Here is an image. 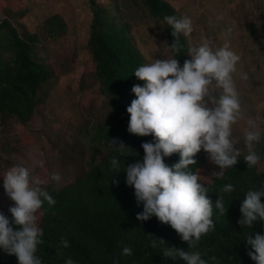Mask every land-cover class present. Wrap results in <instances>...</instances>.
Listing matches in <instances>:
<instances>
[{
	"label": "trees",
	"instance_id": "1",
	"mask_svg": "<svg viewBox=\"0 0 264 264\" xmlns=\"http://www.w3.org/2000/svg\"><path fill=\"white\" fill-rule=\"evenodd\" d=\"M87 2L92 13L88 49L101 91L110 100V110L105 121L93 129H86L91 155L90 168L83 176L62 189H56L48 165L34 174L46 182L45 186L56 200L54 206L45 202L39 213L37 223L44 230V244L39 246L37 254L43 264H65L68 257L79 264H113L112 258L118 254L120 264H186L182 259L166 257L162 252L163 245L159 248L150 246L154 235L163 239L168 247L189 248L188 242L157 217L147 221L137 218L143 207L137 204L134 187L126 184V172L114 173L110 165V160L117 156L122 171L124 164L126 167L143 159V142L154 141L152 135L139 136L128 131L130 114L127 107L136 98L132 88L144 84L134 71L147 63L131 29L142 18L155 20L166 34L167 49L183 65L186 59H190L188 38L181 35L179 51L169 47L174 37L164 21L165 16L179 17L180 13L168 0H113L110 5L98 0ZM27 13L24 0H0V126L5 125L8 117L21 123L29 122L38 106L45 102L43 89L54 76L45 60L37 55L43 44L42 37L21 22ZM42 30L55 40L68 33L69 25L62 14L56 13L45 18ZM261 124L264 128V120ZM116 137L129 147L127 152L130 154L122 155L113 149L109 140ZM27 144V141H17L12 146L21 150ZM256 151L264 157V142L257 145ZM100 153H103L101 158ZM244 154L234 168L225 170L223 178L211 176L220 169L203 150L197 155V164L190 166L193 171L200 172L201 182L209 186L213 201L223 194L226 209H229L223 215L217 210L214 215L216 230L204 235L196 249L188 250H199L205 258L215 255L221 264H255L248 255L250 246L243 241L250 229H243L238 220L242 216L240 208L247 191L264 182L261 167L264 159L248 168ZM179 159L178 153L165 157L169 165ZM116 179L119 184L114 182ZM226 183L235 185L232 193H221L220 189ZM3 185L2 177V190ZM0 211L12 217L1 202ZM253 230L264 234V221L253 225ZM62 238L70 241V247H63ZM125 246L132 247L134 255L124 256L122 249ZM0 264H18V260L15 255L0 250Z\"/></svg>",
	"mask_w": 264,
	"mask_h": 264
},
{
	"label": "clouds",
	"instance_id": "2",
	"mask_svg": "<svg viewBox=\"0 0 264 264\" xmlns=\"http://www.w3.org/2000/svg\"><path fill=\"white\" fill-rule=\"evenodd\" d=\"M164 21L171 29L174 41L169 47L179 51L181 35L191 36L194 32L193 19L188 15H167ZM232 28L225 33L229 36ZM190 59L181 65L175 55L154 58L153 62L139 66L135 76L144 81L132 88L135 97L127 107L130 114L128 131L139 136L152 135L154 141L142 143L143 159H137L120 171V158L110 160L114 173L126 172V184L134 187L138 206L143 210L137 218L147 221L153 216L169 224L188 242V249H196L202 237L216 230L214 215L228 212L224 195L213 201L210 189L201 182L199 171L191 165L197 164V155L203 150L210 161L219 166L211 176L223 178L225 170L234 168L241 159L248 168L258 165L264 157L256 151V144L264 139L255 119H249L245 128L243 147L234 134L233 126L244 117L240 91L234 74L238 70L241 56L232 48L229 40L222 46L205 40L188 48ZM110 144L122 155L128 146L118 137ZM179 154L178 162L169 165L165 157ZM138 154V153H137ZM4 178V189L14 205L10 218L0 211V250L15 255L18 264H43L39 246L44 244V230L38 226V216L45 202L54 206L56 200L45 186L46 182L33 174L24 164L11 166ZM52 179L60 182L62 176L52 173ZM119 184V180L114 181ZM235 185L226 183L221 193H232ZM240 211L238 223L250 232L243 241L248 255L255 264H264V234L253 230V225L264 221V182L247 191ZM63 247H70V241L62 238ZM163 245V254L173 260L182 259L186 264H221L215 255L205 258L199 250H185L168 247L163 239L153 235L152 248ZM124 256L134 255L133 248L125 246ZM113 264H120V255L113 258ZM233 259V257H232ZM65 264H79L72 257Z\"/></svg>",
	"mask_w": 264,
	"mask_h": 264
},
{
	"label": "rangeland",
	"instance_id": "3",
	"mask_svg": "<svg viewBox=\"0 0 264 264\" xmlns=\"http://www.w3.org/2000/svg\"><path fill=\"white\" fill-rule=\"evenodd\" d=\"M98 1L110 5L113 0ZM24 3L28 13L22 23L42 37L43 44L37 55L45 60L54 76L43 89L45 102L38 106L29 122L21 123L8 117L5 125L0 126V175L16 164L28 166L33 174L48 165L54 188L62 189L90 168L86 129H93L108 118L111 103L101 91L88 49L92 13L87 0H24ZM209 5L212 4H205ZM55 11L66 18L69 31L64 37L53 40L44 34L42 23L47 14ZM131 35L147 63L171 55L166 46V34L155 20L142 18L132 27ZM252 64L254 60L245 57L238 65L242 76H247L246 84L250 81L251 84L244 89V101L241 100L244 117L233 126L240 140L237 147L244 145L249 119H255L264 129L261 124L264 120V70L254 71ZM17 141L29 144L21 150L14 149L12 145ZM262 142L264 139L259 143ZM102 156L100 153L99 158ZM261 167L264 169V165ZM53 172L62 176L60 182L52 179ZM0 202L8 211L14 205L5 189H0Z\"/></svg>",
	"mask_w": 264,
	"mask_h": 264
},
{
	"label": "crops",
	"instance_id": "4",
	"mask_svg": "<svg viewBox=\"0 0 264 264\" xmlns=\"http://www.w3.org/2000/svg\"><path fill=\"white\" fill-rule=\"evenodd\" d=\"M168 1L176 7L180 16L188 15L193 19L194 32L187 37L190 46L198 45L205 40L222 46L227 39L241 56L239 64L245 57H250L254 60V64L251 65L254 71L262 68V71L264 70V0ZM207 3L212 5L207 7L205 6ZM56 13L59 11L47 14L46 18ZM229 28H232V32L226 36ZM262 75L264 77V72ZM234 76L241 100L244 101V89L250 86L251 81L246 84L247 76H242V72L238 70Z\"/></svg>",
	"mask_w": 264,
	"mask_h": 264
}]
</instances>
